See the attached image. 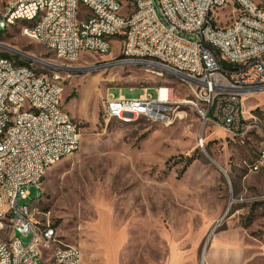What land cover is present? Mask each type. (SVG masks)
<instances>
[{
	"label": "rangeland",
	"instance_id": "374dc122",
	"mask_svg": "<svg viewBox=\"0 0 264 264\" xmlns=\"http://www.w3.org/2000/svg\"><path fill=\"white\" fill-rule=\"evenodd\" d=\"M237 13L232 9L228 20ZM32 23L22 19L0 29V42L57 66L85 68L28 65L60 75L62 107L80 128L81 143L19 204L48 213L63 241L81 248L82 264H264V168L250 171L263 138L264 91L243 97L253 128L241 139L205 123L192 101L174 104L166 122L110 119L104 114L109 94L134 99L148 88L156 98V88L168 86L183 101L194 98L192 88L152 67H92L93 52L74 62L57 58L22 34ZM4 52L16 55L0 47Z\"/></svg>",
	"mask_w": 264,
	"mask_h": 264
},
{
	"label": "built area",
	"instance_id": "2783aa9c",
	"mask_svg": "<svg viewBox=\"0 0 264 264\" xmlns=\"http://www.w3.org/2000/svg\"><path fill=\"white\" fill-rule=\"evenodd\" d=\"M83 1L93 3L98 17L81 18ZM222 1L134 0V10H127L126 0H1L0 29L32 16L36 7L53 5V13L28 31L38 33L37 42H48L57 58H89V48H96L92 57L97 65L143 63L193 88L194 98L183 101L173 99L168 86L157 87L156 98L147 94L148 88L134 99L109 94L105 117L154 113L155 121L166 122L174 104L192 101L205 123L213 122L228 134L244 131L245 136L253 126L246 119L243 97L264 88V0H234L229 13L217 15ZM232 9H244V17L228 20ZM105 34H112V41H105ZM109 44H118L117 55H108ZM154 57H162V65H154ZM63 91V85L51 84V77L40 78L35 68L0 53V124L6 108L34 103L49 107V114L23 115L22 124L6 132L8 142H0V184H7L11 198V209L2 210L0 195V264H82L83 253L61 237L48 246L56 258H41L35 229L41 221L49 222V215L30 216V207L19 204L31 186L38 187V176L47 167L60 162L71 146H80V128L62 107ZM261 167L264 155L254 158L251 172ZM4 235H14V248L5 247Z\"/></svg>",
	"mask_w": 264,
	"mask_h": 264
},
{
	"label": "bare ground",
	"instance_id": "6f19581e",
	"mask_svg": "<svg viewBox=\"0 0 264 264\" xmlns=\"http://www.w3.org/2000/svg\"><path fill=\"white\" fill-rule=\"evenodd\" d=\"M230 2L234 3V0H223L221 3H219L217 7V15L221 11V8ZM83 7L86 8V13L82 15L81 18H89V14H91V17H98V9H93L92 2L83 1ZM126 9L134 10V0H126ZM233 11L234 12L237 11L238 13L235 15H232V19H238L239 17H244V9H233ZM51 13H53V5H43L42 7L34 8V12L32 16L22 17L21 20L26 19V20L33 22L30 25H27V26L25 25L22 27V31H26L23 34H25L30 39L37 41L38 33L36 31H28V29L38 28L39 23H41V21H45V19L48 18ZM262 13H264V6H262ZM105 41H112V34H105ZM38 42L48 47V42L46 41H38ZM51 50L54 51L53 49ZM114 50H115V44H109L108 55L113 54ZM89 52L96 53V48H89ZM80 57L81 56L64 57V58L74 62V61H78ZM129 64L143 66V63H129ZM154 65H162V57H154ZM158 70L161 71V69H158ZM40 78H48V75L40 73ZM51 84L61 85V83L59 82V76L51 77ZM192 91H193V88H192ZM185 102H189V101H185ZM191 103H193L196 106V108L199 110V113L201 114V110L198 108L197 104L195 102H191ZM35 113L49 114V107H47V105H44L42 103H34L32 106L15 105V106H12L11 108L4 109V116L6 117H4L3 121L0 124V142H8V134H6V132H11L13 128L20 126L23 122V115H31ZM65 113H68V112L65 111ZM138 118L155 119V114L154 113H141V116H122L116 119H119L123 122H131ZM69 120L72 121L76 127H78L76 123L72 120L70 115H69ZM250 125H251V121H250ZM229 135L232 137L241 139V137L242 138L244 137V131H229ZM80 143H81V139H80ZM203 143H204V140H203ZM79 147L80 146H71L70 148H68V151L63 152V158L73 154L77 149H79ZM262 155H264V137L262 138V141H261L258 153H257V157H262ZM49 167L46 168L45 172L43 173V176H38V185L44 178L46 171ZM250 169H251V165H250ZM0 195L2 198L1 200L2 210H10L11 209V198L9 197V187H7V184H0ZM28 207H30V216H39V213L38 215L37 213H34L32 206H28ZM49 228L51 229V232H50V235L47 237L46 233H49ZM59 237L61 236L59 235L57 229L51 224L50 218H49V222L41 221L40 229H35V239L37 241L38 249L41 250V258H46V259L56 258V251L48 250V246H55L58 243ZM61 241L62 243H65L62 237H61ZM4 244L6 248H14V235H4ZM70 246H73V245H70ZM77 250L78 252H82L81 249L78 247H77Z\"/></svg>",
	"mask_w": 264,
	"mask_h": 264
},
{
	"label": "water",
	"instance_id": "95a60500",
	"mask_svg": "<svg viewBox=\"0 0 264 264\" xmlns=\"http://www.w3.org/2000/svg\"><path fill=\"white\" fill-rule=\"evenodd\" d=\"M0 47L5 48V49L9 50L10 52H12L16 55H20V56L28 59L29 61H33V62H36L40 65H43L44 67H49L51 69H54L57 72H62V71H64V72L65 71H67V72H80L81 70L85 69V68H64L61 66H57V65H54L52 63H49V62L39 58V57H36L30 53L24 52L18 48H15V47H12V46H9L6 44L3 45V43H0ZM118 64H123V63L115 62V63L106 64V65H97V66H92V67L97 68V67H103V66H113V65H118ZM88 68H91V67H86V69H88ZM263 90H264V88L254 89V92H260Z\"/></svg>",
	"mask_w": 264,
	"mask_h": 264
},
{
	"label": "trees",
	"instance_id": "16d2710c",
	"mask_svg": "<svg viewBox=\"0 0 264 264\" xmlns=\"http://www.w3.org/2000/svg\"><path fill=\"white\" fill-rule=\"evenodd\" d=\"M1 54L4 55V56H7V57H11V58L16 59L17 62L20 63V64H22V65H30V64H31L30 61H25V60L23 61V60H21V59H20V56H18V55H11V54H9V53H7V52L1 53ZM223 64H224V66L227 65V63H226L225 61H223ZM253 160H254V159H253Z\"/></svg>",
	"mask_w": 264,
	"mask_h": 264
},
{
	"label": "crops",
	"instance_id": "0c3cea01",
	"mask_svg": "<svg viewBox=\"0 0 264 264\" xmlns=\"http://www.w3.org/2000/svg\"><path fill=\"white\" fill-rule=\"evenodd\" d=\"M116 47H118V44H115V48H116ZM117 49H118V48H117ZM111 55H112V54H111ZM63 159H64V158H63ZM57 163H58V162H57ZM57 163H55V164H57ZM55 164H54V165H55ZM52 166H53V165H52ZM52 166H51V167H52ZM49 168H50V167H49ZM49 168L47 169V171L49 170ZM262 168H264V167H262ZM262 168H261V169H262ZM261 169H260V170H261ZM47 171H46V173H47ZM250 171H251V169H250ZM45 175H46V174H45ZM44 177H45V176H44ZM43 179H44V178H43ZM40 186H41V185H40ZM38 187H39V185H38ZM32 206H33V205H32ZM80 249H81V248H80ZM81 251H82V250H81Z\"/></svg>",
	"mask_w": 264,
	"mask_h": 264
}]
</instances>
